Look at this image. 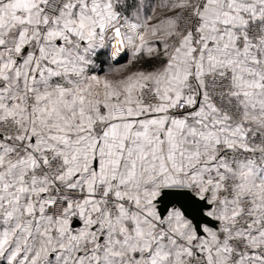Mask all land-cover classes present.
I'll list each match as a JSON object with an SVG mask.
<instances>
[{
  "label": "snow or ice",
  "instance_id": "snow-or-ice-1",
  "mask_svg": "<svg viewBox=\"0 0 264 264\" xmlns=\"http://www.w3.org/2000/svg\"><path fill=\"white\" fill-rule=\"evenodd\" d=\"M0 264H264V0H0Z\"/></svg>",
  "mask_w": 264,
  "mask_h": 264
}]
</instances>
